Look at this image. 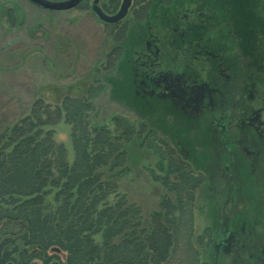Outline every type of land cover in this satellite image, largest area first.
Returning a JSON list of instances; mask_svg holds the SVG:
<instances>
[{"label": "rangeland", "instance_id": "1", "mask_svg": "<svg viewBox=\"0 0 264 264\" xmlns=\"http://www.w3.org/2000/svg\"><path fill=\"white\" fill-rule=\"evenodd\" d=\"M231 1L242 7V11L233 13L239 24L232 27L244 50L241 53L234 47V68L226 72L229 86H225L224 78L212 86L226 87L224 94L229 98L216 108L217 117L228 127L226 147L234 155L230 173L233 188L228 199L230 153L221 146L211 118L203 115L188 121L170 98L163 96L167 91L152 81L162 73L159 70L176 74L175 50L163 46L158 72L142 65L146 59L140 54L145 48L138 46V31L148 0H133L127 15L115 24L99 18L92 8L94 0H82L65 11L49 10L30 0H0V117H16L18 111L28 108V100H44L61 107L62 101L71 97L94 100V120L114 134L117 123L113 118L133 124L142 135L126 144L130 171L120 182L119 192L138 204L146 219L168 194L163 183L167 175L164 156L175 157L195 175H203L205 182L196 191L193 218L198 264H215L216 256L218 264H264V0ZM176 2L167 0L168 13L177 11ZM121 3L99 0V6L109 15L117 13ZM175 13L178 18L180 11ZM154 33L159 35L155 29ZM198 71L206 78L207 72ZM255 110H261L254 124L261 131L248 127L246 132L251 136L247 141L241 127L251 123ZM222 113H227L226 119ZM62 116L56 125L45 129H51L55 142L64 145L72 164V126ZM183 128L187 131L182 132ZM244 147L251 155H243ZM170 179L175 182L174 176ZM48 199L53 202L54 196ZM224 211L228 230L234 231L239 247L234 254L216 250L228 238L223 234ZM45 256L48 264H67L64 252L49 251ZM13 257L18 259L17 254ZM183 258L177 254L170 264H181Z\"/></svg>", "mask_w": 264, "mask_h": 264}, {"label": "trees", "instance_id": "2", "mask_svg": "<svg viewBox=\"0 0 264 264\" xmlns=\"http://www.w3.org/2000/svg\"><path fill=\"white\" fill-rule=\"evenodd\" d=\"M26 105L16 117H0V264H48L49 251L66 253L67 264H170L177 254L181 264H198L193 218L203 175L161 153L168 194L146 219L119 192L130 171L126 144L141 139V130L113 118L114 134L94 120V100L85 98L66 97L61 107L38 99ZM63 114L72 126V164L45 129Z\"/></svg>", "mask_w": 264, "mask_h": 264}, {"label": "flooded vegetation", "instance_id": "3", "mask_svg": "<svg viewBox=\"0 0 264 264\" xmlns=\"http://www.w3.org/2000/svg\"><path fill=\"white\" fill-rule=\"evenodd\" d=\"M176 5L177 11L168 13L167 0H148L145 4L146 16L138 31V40L140 39L138 46L145 48L140 54L146 59L142 65L147 66L144 67L146 70L158 72L156 68L160 67L159 58L163 48L170 47L175 50L174 56L177 58L178 68L176 74L163 73L159 70L162 73L152 81L167 91L163 96L170 98L183 117L188 119L203 115L210 117V124L215 129L221 146L230 153V159L233 162V152L226 147L229 136L227 135V139L224 136L228 127L224 126L221 119L217 117L216 108L218 105H225V101L229 99L224 93L229 86L226 80L229 79L230 82V75L228 76L227 73L232 72L234 68L232 58L237 52L234 47H237L241 53L244 50L240 38L237 39L235 36V23L239 24L237 20L235 22V19L238 17L233 16L234 10L237 8L242 11V7L232 3L231 0H177ZM183 7H186V12L182 11ZM178 11L180 16L176 18L175 12L178 13ZM154 29L159 31V35L154 33ZM199 69L207 72L206 78L200 76ZM216 73H219L221 77L219 78L220 75L217 77ZM222 78L225 80L223 81L225 89L213 88V84ZM150 94L153 95V92ZM259 114L261 110H255L254 116L250 118L251 123H245L248 125L241 127L247 136L243 134L242 137L246 140L251 136L246 132L248 127L255 128L257 132L261 131L258 125L254 127V124L259 121ZM222 115L226 119L227 113ZM221 140L224 141V146ZM237 141L239 144L242 142L238 139ZM245 147L243 155H251L252 152ZM223 227V234H228V238L224 239L223 244L216 250L223 249L225 252L234 254L239 249L235 242L234 231L229 232L227 220L223 222Z\"/></svg>", "mask_w": 264, "mask_h": 264}, {"label": "water", "instance_id": "4", "mask_svg": "<svg viewBox=\"0 0 264 264\" xmlns=\"http://www.w3.org/2000/svg\"><path fill=\"white\" fill-rule=\"evenodd\" d=\"M33 3L40 5L46 9L49 10H54V11H65V10H69L72 8H75L79 5V3L82 0H62V1H52V0H30ZM132 5V0H123L121 3V6L118 10L117 13H115L114 15H109L106 14L102 8L98 5V0H94L93 2V10L94 12L99 16V18L109 24H115L120 22L128 13L130 7ZM221 143L224 146V141L221 140ZM232 161L230 163V166L228 168L227 171V180H228V190H227V196L228 199L231 198V192H232V188H233V184H232V179L230 176L231 173V166H232ZM227 205V202H226ZM226 212L224 211V222H226ZM215 264H218V258L216 256L215 259Z\"/></svg>", "mask_w": 264, "mask_h": 264}]
</instances>
